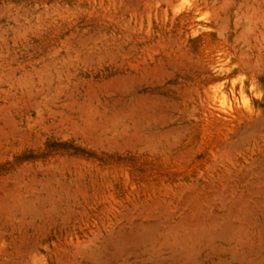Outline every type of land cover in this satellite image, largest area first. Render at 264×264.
<instances>
[{
    "label": "rangeland",
    "instance_id": "1",
    "mask_svg": "<svg viewBox=\"0 0 264 264\" xmlns=\"http://www.w3.org/2000/svg\"><path fill=\"white\" fill-rule=\"evenodd\" d=\"M0 264H264V0H0Z\"/></svg>",
    "mask_w": 264,
    "mask_h": 264
}]
</instances>
